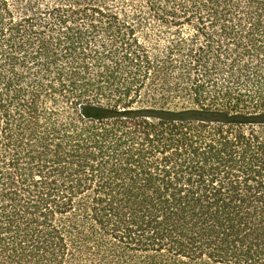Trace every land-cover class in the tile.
<instances>
[{"label":"trees","instance_id":"16d2710c","mask_svg":"<svg viewBox=\"0 0 264 264\" xmlns=\"http://www.w3.org/2000/svg\"><path fill=\"white\" fill-rule=\"evenodd\" d=\"M0 264H264V0H0Z\"/></svg>","mask_w":264,"mask_h":264}]
</instances>
